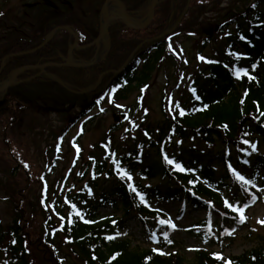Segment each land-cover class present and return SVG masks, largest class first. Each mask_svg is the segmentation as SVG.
I'll return each instance as SVG.
<instances>
[{
    "label": "trees",
    "instance_id": "16d2710c",
    "mask_svg": "<svg viewBox=\"0 0 264 264\" xmlns=\"http://www.w3.org/2000/svg\"><path fill=\"white\" fill-rule=\"evenodd\" d=\"M78 1L45 0L43 5L29 4V9L40 8L26 15L24 25L11 23L6 17L0 22V31H9L14 36L10 39H13L11 45L2 49L1 59H7V64L1 70L3 60H0V83L19 68L64 64L72 41L69 32L60 31L43 46L54 28L70 27L79 35L81 45L92 43L97 34L86 29L78 19ZM121 1L130 9L141 7L139 0ZM196 2L163 0L156 14L163 8L164 15L174 23L190 4L182 22L185 24L200 12L195 8ZM167 26L159 29L160 34L169 31L171 25ZM217 26L218 38L223 42L222 51L191 76L193 92L189 101L178 105L175 115L164 113V119L157 122L149 121L145 114L132 132L136 137L132 136V142L122 149L119 145L111 146L113 136L107 135L97 148L101 156L93 161L95 164H84L83 179L91 170L90 180L78 193L65 196L72 206L62 210L65 205L62 203L58 208L60 201L54 202L59 222L56 223L45 209V203L38 201L31 205V198L29 207L26 201L23 206L17 203L13 222L6 226L0 223L1 264H66L71 260L73 264H187L178 252L166 258L160 251H134L130 240L120 238L122 230L136 221L159 249L174 247L164 233L165 214L150 207L152 202H182L192 211L211 212L217 208L222 214L216 226L221 234L238 222V218L225 209L220 192L223 186L229 191L237 187L242 200L247 199L250 188L241 184L234 173L241 172L254 180L257 173L264 170V0L254 1L239 14L226 15ZM177 30L171 37L177 35ZM145 32L132 30L121 21L115 22L109 30L110 51L104 62L89 69L49 68L47 72L61 79L65 84L63 89L78 98L84 96L80 93L96 84L103 74L107 83L104 90L124 100L128 95H121L135 87L139 92L145 91L156 66L163 63L169 52V37L150 41ZM218 41L216 36H208L198 53ZM94 55L95 47L75 53L77 59L84 61H90ZM127 61L129 64L116 75ZM36 73L32 71L26 77ZM37 81L58 85L48 79ZM4 101L1 96V140L6 138L5 119L9 113L2 106ZM142 109L141 105L139 112ZM50 110L61 111L58 106L48 108ZM103 146L111 152L106 154ZM217 148L220 150L215 152ZM177 164L181 172L172 168ZM50 165L55 166V163ZM26 172L29 178V170ZM126 176L158 179L159 183L155 186L140 185L137 181L129 183ZM10 191L13 196L17 193L15 188ZM31 206L35 207L31 209ZM119 208L123 212L121 219L108 216L100 221L98 210L117 211ZM35 216L44 220V225L48 226L46 231L35 225ZM194 227L208 240L207 221ZM34 228L38 235H31ZM58 231L63 232L65 239H60ZM231 261L233 264H264V245ZM194 264H227V261L199 252Z\"/></svg>",
    "mask_w": 264,
    "mask_h": 264
},
{
    "label": "rangeland",
    "instance_id": "374dc122",
    "mask_svg": "<svg viewBox=\"0 0 264 264\" xmlns=\"http://www.w3.org/2000/svg\"><path fill=\"white\" fill-rule=\"evenodd\" d=\"M254 1L256 0H197L195 8L200 12L197 11L199 13L196 12L194 18L190 17L185 24H182V20L180 23L182 27L179 29L178 26L172 31L168 28L170 32L168 31L167 34H160V30L167 25L174 28L178 21L173 23L168 20L164 15V9L160 8L144 34L150 41L158 40L157 38L161 36V38L169 37L167 40L169 52L163 63L156 66L145 91L139 92L135 87L121 95L123 97L128 95L124 100H118L113 97L112 92L108 93L104 90L107 83L103 74L96 84L90 86L84 99H82L84 96L78 98L53 82L35 81L10 88L4 95L5 101L2 104L4 109L9 111L5 119L9 145L0 139L1 225L6 226L13 222L17 203L23 206L24 201L27 202L28 207L29 203L36 205L38 201L47 204L45 209L51 213L56 223L59 222L54 212V202L64 201L65 195L72 192L75 194L87 184L90 180V172L84 180L82 176L84 164H95L93 161L101 156L97 148L106 136H113L111 146L119 145L122 149L132 142V136L136 137L132 132L140 124L141 118L146 117L145 114H148V120L151 122L164 119V113L170 116L175 114L178 105L188 100L191 76L197 73L198 67L206 65V58H215V54L222 51L223 42L220 43L218 38L217 24L228 14H239L247 10ZM44 2L45 0H0V22L6 17L9 21L13 20L10 21L11 23L23 24L27 20L26 15L28 16L30 12L32 14L33 11L37 12L40 8L29 9L28 5H43ZM105 2L106 0L78 1L80 9L77 11L78 19L86 29L97 36L103 27ZM139 2L141 7L137 10L134 7L136 12L133 11L135 13H131V17L135 24L141 26L148 19L151 0H139ZM115 6L117 8L110 16L120 15V8L117 4ZM2 30L0 60H4L1 59L3 47L11 45L9 43L13 39H10L14 37L11 32ZM175 30L177 35L171 37ZM178 31L180 32L177 33ZM156 34L160 35L156 36ZM213 35L219 40L215 42L216 45H208L206 50L198 53L201 43L208 36ZM79 41V38H75L73 45L79 47L78 45L81 44ZM108 45L109 39L106 37L98 48L101 49L98 60L105 56ZM94 60L95 58L92 61ZM141 105L143 109L139 112ZM55 106L61 110L60 114L52 110L48 111V108ZM129 127L130 135L126 133ZM112 128L114 130H111ZM219 150L214 149L215 152ZM51 162L55 163L53 169ZM48 164L49 168H47ZM28 170L29 178L26 172ZM261 177H264V173H261L260 179L255 182L256 191L261 193L260 201L244 213L246 216L244 224L234 227L231 232L233 240L223 242L222 247L218 245L216 237L208 243L196 233L189 231L191 225L208 217L206 212H192L187 208L180 214L182 205L179 203L153 204L155 208H160L169 216L167 219L172 222L173 228L167 233L175 243V250L186 259L187 264L195 263L196 253L200 250H211L228 259L242 256L264 245V182ZM41 178H46V183ZM139 181L144 185L159 183L157 180ZM13 188L17 190L14 196L10 191ZM223 196H226L224 191ZM228 199L233 205H239L235 196ZM34 207L31 206V209ZM111 212L115 211L101 209L100 217ZM114 215L121 217L122 212L118 210ZM209 217L212 224H216L221 218L216 211L210 213ZM33 221H36L35 225L41 227V230L48 229L40 216H35ZM31 231V235L35 233L38 235L36 228ZM57 234L60 239H65L63 232L58 231ZM122 238L132 240L134 251L142 252L153 247L150 238L144 234L138 222L130 223L129 228L122 232ZM73 263L74 261L71 260L66 264Z\"/></svg>",
    "mask_w": 264,
    "mask_h": 264
},
{
    "label": "water",
    "instance_id": "95a60500",
    "mask_svg": "<svg viewBox=\"0 0 264 264\" xmlns=\"http://www.w3.org/2000/svg\"><path fill=\"white\" fill-rule=\"evenodd\" d=\"M117 3L119 4L120 8H121V18L128 23V25L132 28V29H135V30H139V29H145L147 28L150 23L152 22L153 18H154V14H155V8L157 6V3H158V0H152L151 2V5H150V13H149V17H148V20L147 22L144 24V25H137L135 24L134 22H132V20L130 19V17L128 16L123 4L119 1H117ZM106 8V7H105ZM105 8H104V11H105ZM120 17L115 15L113 16L112 18H109L107 19L106 21V24L105 26L102 28L101 32H100V35L98 37V39L93 43V45H97V44H100L101 40L103 39V37L105 35H107L108 33V29H109V26H110V22L113 20V19H119ZM92 46V45H91ZM73 60V57H72V54H71V51H70V61L72 62ZM72 65V63H67L66 65H63V67H70ZM47 67H61V66H57V65H46V66H41L39 67V69H41L42 71H44ZM19 72H16L13 77L10 79V83L8 84L7 88L9 86H11L13 84V82L15 81V79L17 78Z\"/></svg>",
    "mask_w": 264,
    "mask_h": 264
},
{
    "label": "snow or ice",
    "instance_id": "6c2138e0",
    "mask_svg": "<svg viewBox=\"0 0 264 264\" xmlns=\"http://www.w3.org/2000/svg\"><path fill=\"white\" fill-rule=\"evenodd\" d=\"M242 39H243V37H242ZM253 148H254V146H253ZM169 162L171 163V161H169ZM176 167L179 168L180 165L177 164ZM237 178L241 182H243V184H245V185L252 183V181L250 179H246L243 175H238ZM133 191H135V189H133ZM225 203L228 204L227 201H225ZM228 207H230L233 212H235V213L238 214L240 223H244L245 222L246 216L244 215V208L243 207H241V206H234L232 204H228ZM109 239H111V237H109ZM215 259L223 261L225 258L223 256L217 254L216 257H215ZM227 264H233V262L229 260V261H227Z\"/></svg>",
    "mask_w": 264,
    "mask_h": 264
},
{
    "label": "bare ground",
    "instance_id": "6f19581e",
    "mask_svg": "<svg viewBox=\"0 0 264 264\" xmlns=\"http://www.w3.org/2000/svg\"><path fill=\"white\" fill-rule=\"evenodd\" d=\"M116 10V6L113 3H109L104 11V20L103 23L105 24L107 19L110 17L111 13H114Z\"/></svg>",
    "mask_w": 264,
    "mask_h": 264
}]
</instances>
